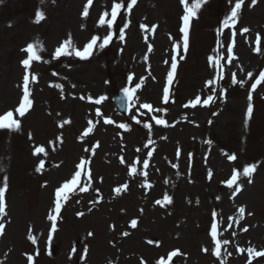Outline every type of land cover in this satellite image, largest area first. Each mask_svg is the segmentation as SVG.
<instances>
[{"label": "rangeland", "instance_id": "374dc122", "mask_svg": "<svg viewBox=\"0 0 264 264\" xmlns=\"http://www.w3.org/2000/svg\"><path fill=\"white\" fill-rule=\"evenodd\" d=\"M113 2L93 0L83 17L87 0H0V115L14 111L23 95L21 61L27 53L22 49L37 42L43 48L41 59L28 69L31 108L23 117L14 112L20 130H0V187L7 185L0 264H157L161 258L166 264H221L209 235L214 211L218 239L228 241L221 244L223 264H248L250 248L264 251V81L251 89L264 72V0L254 6L244 0L237 23L229 27L223 22L236 0H206L190 19L186 51L181 0H137L131 10L126 0L112 27L100 26V16L110 13ZM186 2L191 7L194 0ZM38 9L46 18L35 23ZM124 23L128 27L121 41ZM243 28L249 31L241 33ZM110 32L109 43L103 49L94 46L88 59L74 54L53 58L69 36L83 50L93 36L100 38L98 45ZM174 55L176 76L164 103L161 91ZM125 87L134 91L123 116L113 108L112 91ZM249 91L253 112L245 126ZM208 96L213 99L204 105ZM197 97L201 103L192 107L189 102ZM153 117L163 118L166 126ZM65 120L70 123L60 127ZM89 127L92 131L83 136ZM38 146L47 155H34ZM231 154L235 161L228 160ZM81 159L85 164L77 169ZM41 160L44 166L36 172ZM252 164L254 174L239 175L242 190L233 196L236 185L226 184L233 169L242 173ZM132 166L137 172L130 175ZM77 170L80 184L61 201L52 232L48 216L55 215V190ZM164 194L172 203L156 205ZM174 250L180 254L169 262ZM251 264H264V256L251 257Z\"/></svg>", "mask_w": 264, "mask_h": 264}, {"label": "snow or ice", "instance_id": "6c2138e0", "mask_svg": "<svg viewBox=\"0 0 264 264\" xmlns=\"http://www.w3.org/2000/svg\"><path fill=\"white\" fill-rule=\"evenodd\" d=\"M44 0H41V3H43ZM55 2V0H53V3ZM125 2L126 0H122V2H116V0H114L112 6H111V10L110 13L105 12L104 14H102L100 16V19L98 21V24L100 26H103L105 23L107 24V26L109 28L112 27L113 23L117 20L118 15H120L121 9L123 7H125ZM137 0H130V2H126V8L128 10H131L133 8V6L136 4ZM203 2H206V0H194V2L192 3V6L189 7L186 0H181V3L184 5V12L185 14L182 16V20H183V26L180 28V31L184 34L183 35V48L186 51L188 48V32H189V23H190V19L196 16L197 10L200 8L201 4ZM257 0H251V4L254 6L256 4ZM93 0H87V3L85 4L83 11L81 13V15L83 17H87L89 15V6L92 5ZM244 4V0H236L234 7L231 8V12L230 15H228L225 20H224V27H229L234 26L237 23V17L239 16L240 10L242 5ZM110 15V19L106 20V17H108ZM45 14L43 11L41 10H37L36 14H35V23H39L40 21L44 20ZM128 27L127 23H124L123 27L120 28V40L123 41L124 40V30ZM145 25H141V28H145ZM155 27V26H153ZM241 33H246L249 31V29L247 28H243L240 30ZM219 35V34H218ZM233 35H235V33H233ZM112 38V34L111 32L109 33V35L105 38H103V42L99 43L97 45V41L98 39H100L97 36H93L91 41L89 43H87L85 45V47L83 48V50H79L75 47L74 43L71 40V37L69 36V38L67 40H65L64 42H62V44L57 47L55 49V52L53 54V58L54 59H58L62 56H66V55H75V57L80 58V59H88L89 57H91L93 55V49L94 46L98 47L99 49H103L111 40ZM219 43V40H218ZM257 44L259 45V35L257 37ZM176 49L179 48V45L175 46ZM69 49H71V51H69ZM257 51H259V47H257L256 49ZM22 51H24L25 53H27V57L25 59H23L21 61L22 66L24 67L25 71V75L23 76V95L22 98L18 104V106L15 108V110H9L7 112H5L4 114L0 115V130H10V131H19L21 128V124L20 121L16 118H14V112L16 114H18L19 117H23L25 116L26 112L31 108L32 105V100L30 99V90H29V83H30V76L28 74V69L30 68V65L33 61H39L41 59V56L38 54V51H43L42 46L39 44V42H37L36 44L33 43H28L26 45L25 48L22 49ZM228 60L229 62H231V60L233 59V48L232 45L230 44L228 46ZM177 54H179L177 52ZM181 59H183V56L180 57ZM212 61H213V57H209V64L210 66H212ZM216 64L219 65V58L216 59ZM177 68V60H176V56L174 55L172 58V63H171V71L168 72V76H167V85H171L173 82V78H174V72ZM55 75V73H54ZM249 76H251V74H249ZM220 78H222V75L220 76ZM37 78L36 76H31V81H35ZM132 77L129 76V80H131ZM261 81H264V72L260 73L259 78L257 79L256 83H253L251 85V89L254 91L257 88V84H259ZM215 81H209V84L214 83ZM233 83H236L235 80V76H233ZM169 86H165L163 89V102L167 103L169 101ZM56 87H61L60 85H56ZM137 88L140 87L139 84L136 85ZM241 87H243V82H241ZM133 91L134 90H130L129 88L125 87L123 89V92L125 93V97L129 102H132L133 100ZM213 91H215V89H213ZM221 95H223V93H221ZM249 105L247 108V114H246V118H245V126H247V121L248 119L251 117L252 112H253V106L251 103L252 100V91H249ZM81 99H83V97H81ZM89 99L91 100V97H89ZM104 99V97H101L99 99L95 100L96 104H100L101 101ZM213 99L212 96H208L206 99H204L202 101V103L204 105H207L211 100ZM190 105L192 107H196L198 104L201 103L200 97H197L195 100L190 101L189 102ZM189 105H185V107H187ZM140 107L145 108V109H151L152 106L149 104H142ZM154 111H166V110H161V109H156ZM97 114L100 115V111L99 109H97ZM215 115V113H214ZM132 119L136 122V123H140L139 120L136 119L135 116L132 117ZM153 119L155 120V123L157 125H165L166 126V121L163 118H156L153 117ZM70 123L69 120H65L63 121V123L60 125V127H63L65 124ZM105 123H113V121H111L110 119L105 118ZM89 124H92V121H89ZM120 128L124 129V130H129V126L126 124H120L119 125ZM145 128H150L149 124H144ZM92 131V128L89 127L88 129H86L83 133V136H88L89 133ZM29 138L31 139V134H29ZM62 142V141H61ZM149 143H151V141H149ZM145 147H148V145L146 144ZM87 151V149H86ZM137 151H139V149H137ZM43 153L44 155H47L45 148L43 146H38L35 147L34 149V155H39ZM180 154V150L177 149V156H179ZM152 156V152L149 151L148 152V157ZM229 161H235L237 159V157L235 156V154H231L227 156ZM44 161L41 160L39 165L36 167L35 171L36 172H40L41 169L44 166ZM121 163H124L123 158H121ZM85 164V160L81 159L80 163L76 166L77 169H81L82 166ZM149 166V161L148 159H145L143 161V167L145 169H147ZM173 167H176V165H173ZM256 170V165L252 164V165H246L243 167L242 173L238 172L237 169H233V173L231 175V178L228 179L226 181V184L228 187H232L233 185H236L235 187V191L233 192V196L236 195L237 193H239L242 190V187L237 183L238 181V177L239 175H243L246 177L251 178L252 175L254 174ZM0 171H3V169H0ZM137 172V169L135 166H132L129 169V174L132 175L134 173ZM81 171L77 170L75 171L74 175L71 177L70 180L65 181L62 186L58 187L55 190V201H54V212L55 215L50 214L48 216V219L50 221H52V229L51 231L54 232L56 230V223L55 221L57 220V216L60 214L61 209H62V204L61 201L64 200L66 201L69 198V193H72L74 190L77 189L78 185L80 184V178H81ZM143 175L147 176V173H143ZM212 173L209 172V177H211ZM90 178V177H89ZM6 180V178H5ZM252 180L249 179V183H251ZM125 189L127 188V185L123 186ZM6 188L7 185L5 183V185L3 187H0V214H3L5 212V192H6ZM86 189L84 187H79V191H85ZM114 191L119 194L121 192V188H116L114 189ZM98 202V201H97ZM172 203V198L168 195V194H164L162 199H157L155 201L156 205H159L161 207H165L168 204ZM245 209L243 207L239 208V213L241 214V216L244 214ZM78 215H83V213H78ZM249 215H251V213H249ZM231 219V218H230ZM130 226L135 228L137 226V220L133 219L130 222ZM4 228L3 224H0V234H2V229ZM218 225L216 222V213L215 211L213 212V221L210 225V231H209V235L211 238V241L214 244V248L212 250V254L214 256H216L217 258L221 259V264H223V259L221 258V244H227L228 241H223L221 242L218 239ZM245 231L247 230L246 228L244 229ZM89 235H92V233H89ZM123 235L127 236L128 233L125 232L123 233ZM50 238H51V232H50ZM29 239L32 240V242L35 244L36 240L33 238V236L29 235ZM149 243H153L152 241H149ZM158 243V242H157ZM203 251L208 252L209 250L207 248L203 249ZM249 262L248 264H251V257H261L264 256V251H254L253 249H249ZM180 252L179 250H174L172 252H170L168 254V261L170 262L172 260L173 257L179 255ZM29 261H31V257H29ZM157 264H166V261L164 258H161Z\"/></svg>", "mask_w": 264, "mask_h": 264}, {"label": "water", "instance_id": "95a60500", "mask_svg": "<svg viewBox=\"0 0 264 264\" xmlns=\"http://www.w3.org/2000/svg\"><path fill=\"white\" fill-rule=\"evenodd\" d=\"M123 98H118L117 99V106L121 107L122 105H124V102H122Z\"/></svg>", "mask_w": 264, "mask_h": 264}]
</instances>
